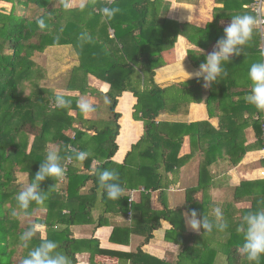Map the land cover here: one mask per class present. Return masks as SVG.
<instances>
[{"label":"trees","instance_id":"trees-1","mask_svg":"<svg viewBox=\"0 0 264 264\" xmlns=\"http://www.w3.org/2000/svg\"><path fill=\"white\" fill-rule=\"evenodd\" d=\"M58 1L56 6L57 0H0L8 6L0 8V264H18L19 258L27 255L28 249L18 247L19 234L37 222L46 226L47 237L42 239L38 235L30 248L38 246L41 240L56 241L58 250L70 258L71 264H79L77 255L84 252L91 255V264L100 255L125 259L131 264H146L141 249L131 255L103 250L97 240L75 239L71 227L80 219L83 224L93 221L91 213L98 204L105 210L117 205L121 210L136 212L152 192H160L162 210L155 213V220L149 224L146 242L153 238L162 220L173 223L172 216H175L182 221L183 210L187 213L195 210L199 218L206 215L214 220L213 204L210 208L209 201L196 197L201 192L205 196L212 188L211 166L219 160L238 165L248 152L264 147V111L244 99L252 86L248 78L250 66L264 61L260 32H253L241 55L223 65L227 75L218 77L206 91L203 78L163 88L155 81L156 70L165 64L163 52L174 48L181 35L196 47L209 51L223 36L224 29L218 26L221 18L218 11L215 10L214 22L201 29L169 20L162 13V0H87L83 7L76 9L63 6L69 0ZM218 1L224 4L223 11L229 12L223 18L235 16L234 11L242 12L243 5L254 2ZM30 5L35 8L30 9ZM234 5L238 9H233ZM105 6L118 7L120 11L108 20L100 11ZM38 18L45 20L44 29L39 28ZM55 46H72L80 61L63 91L97 96L99 91L88 84L91 76L110 85L106 95L110 100V118L86 119L77 108L78 96L57 93L41 85L46 80L43 79L46 69L35 58ZM188 54L192 63L199 65L197 52ZM207 55L204 54L205 59ZM26 87H30V93ZM125 92L138 99L139 113H135V119L143 121L145 133L124 164L118 165L113 162L121 130V114L116 109L118 98ZM54 94L64 95L71 100V105L56 107ZM192 104H205L210 118L219 119V128L208 121H157L165 113L188 114ZM249 128L253 129L256 142L246 146ZM186 137L190 138L192 153L179 157ZM53 145L59 147L61 156L75 151H86L89 156L82 162L73 159L70 165L62 161L67 168V186L61 188L59 181L47 178L41 184L43 191L56 185L48 192V199L42 205L33 203L26 220L18 221L10 215L17 207L15 194L23 184L18 175H28L29 180L34 177L45 160L47 148ZM143 146L145 149L141 150ZM199 150L205 158L198 185L186 191L183 208L172 210L167 205L166 192L176 184L181 168ZM105 169L119 174L118 182L126 192L119 200H109L99 186L98 173ZM89 183L92 188L82 193ZM141 188V203L130 207L127 191ZM247 198L251 207L237 210L235 205ZM39 208L47 210L46 217L33 219ZM259 208H264V180L241 183L233 190V201L220 206L222 222L227 228L223 231L214 228L211 233L202 229L200 235L181 233L183 250L176 264H218L220 253L227 256V264H249L237 251L243 244V233L237 229L243 215ZM31 218L33 221L28 220ZM101 219L96 227L107 224ZM172 225L177 228L176 223ZM125 232L128 239L134 231L115 228L111 241L116 242V236ZM214 243H220L221 248L213 246ZM259 264H264V256Z\"/></svg>","mask_w":264,"mask_h":264},{"label":"crops","instance_id":"crops-1","mask_svg":"<svg viewBox=\"0 0 264 264\" xmlns=\"http://www.w3.org/2000/svg\"><path fill=\"white\" fill-rule=\"evenodd\" d=\"M112 2L113 0H105ZM163 9L162 13L169 20L175 21L181 25H187L195 28L205 29L207 25L214 22L215 10L218 11L217 14L220 18L218 26L221 29H224L228 23H230L231 18H223L227 16L229 12L223 11L224 4L220 3L218 0H162ZM60 2L57 0L55 3L56 6ZM87 0H69L68 9L80 8L81 5H85ZM251 5H243L242 12L234 11L235 15L242 14H251L253 9ZM30 9H34L33 5H30ZM233 9H238V5H234ZM8 7L5 3L0 2V8ZM241 7V6H239ZM28 12V11H27ZM26 12V13H27ZM25 13L24 11L22 12ZM255 14V12H253ZM264 13V8H263ZM256 15V14H255ZM260 32L262 43L260 48L264 55V38L262 35L264 33L261 29H257ZM188 33H191V30H187ZM216 44H214L209 51H204L195 45L191 44L189 40L181 35L177 39V43L174 48L163 52V58L165 64L163 67L156 70V83L165 88L171 86L175 83L185 82L197 78H203L202 76L197 77V73L200 69V65L205 63L204 54H209L213 51ZM74 51L72 46H55L50 47L46 52L52 50H62V49ZM189 51L197 52V58L199 65H194L189 59ZM200 53L203 55H200ZM44 54V53H43ZM40 54L41 56H44ZM39 55V56H40ZM38 58V57H36ZM35 58V59H36ZM190 74V76L188 75ZM204 80V79H203ZM101 82V81H100ZM102 83V91L97 96H90L93 98L87 99L94 105L96 111L94 115L85 116L86 119L90 120H106L100 117V114L103 110V104H105L104 97L107 95L110 90V85ZM205 84V82H204ZM205 91L208 87H205ZM101 90V89H100ZM72 96H80L79 93H62ZM86 97V96H84ZM100 102V105H98ZM103 103V104H102ZM116 111L121 114L119 124L121 127L120 134L117 138L118 152L113 158V162L118 165H123L129 153L133 151V147L137 145L143 138L145 129L144 123L141 120L135 119V113H139V104L138 99L130 92H125L121 97L118 98V105ZM141 115V113H140ZM110 118V117H109ZM157 121L165 122H182V123H194V122H210L216 129L219 128V119L210 118L207 106L205 104H192L189 108L188 114L184 115H171V114H161ZM247 143L246 146L253 145L256 142L255 133L252 128H249L246 131ZM145 146L141 147V150H144ZM140 150V151H141ZM138 153V151L134 152ZM192 153L191 141L189 137H186L180 152L179 157L189 156ZM261 150H253L246 154L243 160L238 165H231L230 161L219 160L215 162L210 170L212 178L210 180L212 188L206 191L205 196L201 192L196 197L199 200L209 201L211 208V217H214V209L219 207L225 202L233 201V190L241 185L243 182H256L264 180V159L262 156ZM134 156V155H133ZM204 154L201 150L197 151L194 156H192L185 165L179 171V176H177L176 184L171 186V188L166 192V201L167 205L172 210H177L183 208L186 201V191L196 187L198 185L199 173L201 170V164L204 160ZM172 177V175H171ZM92 183H89L86 188L82 190V193L86 194L91 188ZM135 192L134 194V206H137L142 201V191L141 189H131L128 192ZM126 192H124L125 194ZM146 195L148 193H145ZM149 199H145L144 204H140V210L128 211L127 209L121 210L119 206L113 205L110 210H105L101 205H97L95 209L92 210L91 217L93 221L87 224H83L81 219L80 222L71 227L73 237L79 240H88L94 239L99 242L100 248L107 251H113L117 253H122L124 255H131L138 252L141 249L142 253L145 254L143 260L146 261V264H155L154 260H159L164 263H169L165 254H173V263L176 264L178 257L183 250L182 241L183 237L181 235L187 234H196L200 235V232H195L191 230L185 220V214L187 213L183 210L182 217L183 220L180 221L175 219V216H172L173 223L177 224L175 228L170 221H161V226L158 230L153 232V238L146 242V234L148 233L149 224L155 220L157 211L162 210V204L159 200L160 192L150 193ZM130 196H128V199ZM131 207V206H130ZM251 203L247 198L245 201L236 204L235 208L245 209L250 208ZM38 212V213H37ZM236 211H234L235 213ZM38 216H37V215ZM47 210L44 208H39L34 213V219H44L46 217ZM37 216V217H36ZM102 222L106 223L103 227H96L99 222V219ZM183 223V225H182ZM115 228L133 230L129 235H126V232L117 235L116 242L111 241V236ZM142 231V233H138ZM38 235L45 239L47 237V228L44 226V231L38 233ZM155 240V241H154ZM221 240V239H220ZM213 246L220 247V243H214ZM150 256V257H149ZM218 259V264H227V256L220 253ZM91 255L87 252L77 255L79 264H91L90 260ZM151 258V259H150ZM93 264H131L128 260H120L117 257L110 256H97L93 261Z\"/></svg>","mask_w":264,"mask_h":264},{"label":"clouds","instance_id":"clouds-1","mask_svg":"<svg viewBox=\"0 0 264 264\" xmlns=\"http://www.w3.org/2000/svg\"><path fill=\"white\" fill-rule=\"evenodd\" d=\"M63 6L69 7L68 3H64ZM100 11L103 17L111 20L120 9L105 6ZM37 23L40 29L46 27L43 18H38ZM261 26H264V17L259 15L242 14L231 17L230 23L224 27L223 36L217 41L213 51L206 56V63L201 64L199 71L195 73L197 77H203L205 87L211 86L221 75H227L223 65L231 62L232 57L241 55L243 46L248 43L253 32L260 29ZM188 75L190 76L189 73ZM248 78L252 82V86L250 93L244 97L245 102L264 111V61L253 63L250 66ZM140 88L143 90V83ZM54 102L58 108H66L71 105V100L61 94H54ZM109 102V98L105 96L104 103L108 104ZM77 108L84 116L96 111L87 97H81L77 101ZM88 156L89 153L86 151H75L61 156L56 146L48 147L45 160L41 163L35 176L24 182L15 194L17 207L11 211V217L23 221L29 215L28 210L33 203L44 204L48 199V192L53 190L56 185L46 192L41 189V184L47 178L56 181L63 179L66 169L62 161L75 159L82 162ZM118 181L119 174L115 170L105 169L98 173L99 186L105 190L109 200L116 201L123 196L124 189ZM185 220L187 226L195 232H200L201 228L207 233H211L214 228L220 231L227 228V224L222 222L223 215L219 207L214 209V220H210L206 215L199 218L195 210L186 213ZM43 231L44 225L37 222L30 224L19 234L18 247L28 249V252L27 255L19 258L18 264H71L70 258L58 250L59 246L56 241L41 240L38 246L30 248L31 242L38 237V233ZM237 231L243 233V244L237 249L238 253L246 258L249 264H259L261 257L264 256V208L243 215Z\"/></svg>","mask_w":264,"mask_h":264},{"label":"rangeland","instance_id":"rangeland-1","mask_svg":"<svg viewBox=\"0 0 264 264\" xmlns=\"http://www.w3.org/2000/svg\"><path fill=\"white\" fill-rule=\"evenodd\" d=\"M104 37H107V36L104 35ZM43 55L44 56L38 55L37 56L38 58H36V61L38 62V64L41 67L46 69V74L43 78L44 80L45 79L46 80H45V83L42 82L41 85L43 87H47L48 89H53L54 92L56 91L57 93H61V94L64 93L65 91H63V89L67 88L71 73L73 72V70L76 67H78L80 65V61H79V57L77 56V53L75 51L67 50L65 48L62 50H52L49 52H45ZM88 84L90 86H92L94 89H97L99 91V93H100V91H102V88H101L102 83L100 82V80L96 79L95 77H92V76L88 77ZM56 89L59 91H57ZM60 89H62V90H60ZM26 92L27 93L31 92L30 87H26ZM90 96H92V95H90ZM81 97H84V96L80 95L79 99ZM88 98H93V97H89V95H88ZM98 105H100V102ZM109 106H110V102L108 104H103V110L100 114L101 118L108 119L110 117L111 114H110ZM90 115H94V113H92ZM70 134H72V133L70 132ZM58 148L59 147H57V149ZM18 178H19V181L21 183L27 182L29 180L28 175H25V174H19ZM58 184H59L58 186L61 188H62V186L66 187L67 181L65 180V182L63 184H61L60 180H59ZM128 196H130V192L127 193L126 199L128 198ZM129 211H131V210L129 209ZM25 220L26 219H24L23 221H25ZM28 220L33 221L32 218L28 219ZM228 249L231 250V248H228ZM164 258H166V260L169 262L168 264H172L174 261L172 253L165 254Z\"/></svg>","mask_w":264,"mask_h":264},{"label":"built area","instance_id":"built-area-1","mask_svg":"<svg viewBox=\"0 0 264 264\" xmlns=\"http://www.w3.org/2000/svg\"><path fill=\"white\" fill-rule=\"evenodd\" d=\"M251 8L253 9V11L255 12L256 15H259L261 17H264V13H263V8H264V0H254V2L251 5ZM261 31L264 33V26H261ZM262 37L264 38V35H262ZM263 132H264V124H263ZM262 156L264 159V147L262 149ZM72 163V161H68V165H70ZM67 170V168H65ZM264 175V173H263ZM66 179V173L65 176L63 177V179H60V183L63 184L65 182ZM134 194L135 192H130V198H129V204L130 206L132 205V203L134 202L135 198H134Z\"/></svg>","mask_w":264,"mask_h":264}]
</instances>
